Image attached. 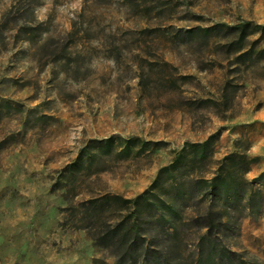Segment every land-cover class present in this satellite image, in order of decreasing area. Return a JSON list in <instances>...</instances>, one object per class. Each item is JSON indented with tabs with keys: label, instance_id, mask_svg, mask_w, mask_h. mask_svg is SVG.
<instances>
[{
	"label": "rangeland",
	"instance_id": "374dc122",
	"mask_svg": "<svg viewBox=\"0 0 264 264\" xmlns=\"http://www.w3.org/2000/svg\"><path fill=\"white\" fill-rule=\"evenodd\" d=\"M246 22L259 28L242 42L228 29ZM262 48L264 0H0V264H118L93 234L134 208L96 218L88 201L149 190L169 204L179 184L194 193L177 200L175 252L147 239L160 264H264ZM244 156L232 206L192 182L238 177ZM208 209L227 223L204 239ZM145 214L151 236L172 222Z\"/></svg>",
	"mask_w": 264,
	"mask_h": 264
},
{
	"label": "trees",
	"instance_id": "16d2710c",
	"mask_svg": "<svg viewBox=\"0 0 264 264\" xmlns=\"http://www.w3.org/2000/svg\"><path fill=\"white\" fill-rule=\"evenodd\" d=\"M224 26V24L214 25L208 28H200L198 31L211 36L216 35L215 33H221L224 30ZM258 28V25H252L249 22H246L241 26L230 27L228 30L232 31L234 35H239L240 40L243 42L246 41L249 36L254 34ZM260 51L264 52V48ZM172 82H174V80ZM213 138L214 135H211L202 143V145L204 147H210ZM115 144L116 139L114 137H110L103 142L102 149L104 150V153H111L114 150ZM135 145L136 142L129 139L125 142L124 147L117 153L124 152L125 156H129L134 152ZM244 159H246L245 156L240 160L242 164L239 168L238 177H232L231 174L218 172L211 176L210 179L197 178L192 180V182L197 183L199 186L202 185L205 188H209L213 193L218 194V197L224 200L227 205L230 204L232 206L237 201L243 199L242 195L245 192L246 181L244 176L249 171L252 161L250 162ZM180 163H182V161L176 158L168 168H174ZM260 177H262V174H260L257 179H260ZM174 191L175 197L169 204L162 201L151 202V191L149 190H144L134 199L122 198L119 195L109 194L102 196L100 200L96 198L90 199L84 209L92 212L93 216L96 218L97 216L103 215L105 209L102 208L104 206L111 207L113 205H117L118 209L121 208L123 211L134 208L132 213L136 215V218L132 222L129 221L128 217L123 215L117 222H109L107 225L105 222L102 228L95 230L94 234H97V236H94L93 234V239H95L101 247L109 249L114 255H116L118 264H128L131 262L133 264L137 263L142 255L144 262L149 261L151 264H160L161 256L158 250L148 244L147 239H149V237L160 239L164 243L163 247L166 249L167 255H171L175 252L174 246L182 235L177 222L183 221V212L179 209L181 203H177V200L189 199L191 193H194L192 189L184 190L181 188L180 184L175 186ZM222 193L224 194L223 196L220 195ZM130 203L133 205H129ZM145 209L150 211L152 216H158L157 221L161 220L163 223H167L168 220L172 222L168 223L167 228L163 227L155 236H151L149 231L140 228V221L146 218ZM197 218L202 220L200 224L201 228L206 229V235H203L204 239L209 238L213 234V231L215 233L222 231V228L227 223L224 220L223 213L213 209L206 210ZM218 255L224 257V251L220 250ZM211 260L214 261V257L212 258L211 255H206L204 258H200L196 264H207Z\"/></svg>",
	"mask_w": 264,
	"mask_h": 264
}]
</instances>
